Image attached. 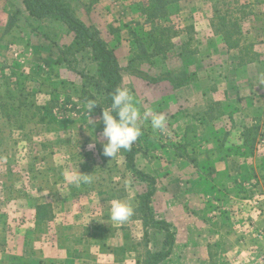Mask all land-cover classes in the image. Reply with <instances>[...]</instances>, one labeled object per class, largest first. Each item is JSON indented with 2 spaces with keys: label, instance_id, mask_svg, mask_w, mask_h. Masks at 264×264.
Returning a JSON list of instances; mask_svg holds the SVG:
<instances>
[{
  "label": "rangeland",
  "instance_id": "rangeland-1",
  "mask_svg": "<svg viewBox=\"0 0 264 264\" xmlns=\"http://www.w3.org/2000/svg\"><path fill=\"white\" fill-rule=\"evenodd\" d=\"M66 1L115 51L122 86L141 112L167 116V133L145 122L134 142L139 168L158 179L155 214L180 233L163 264H241L239 257L264 264V0H240L250 12L240 23L242 50L229 49L213 30L214 0L179 1L159 19L178 36L166 56L150 58H139V42L152 52L157 34L150 0ZM72 41L64 23L32 17L24 0H0V264H38L46 243L60 239L63 249L79 250L92 233L98 254L120 238L115 245L131 264L162 248L164 233L146 237L140 220L138 196L147 184L121 152L103 155L102 121L95 125L101 142L88 147L94 129L86 104L101 98L92 80L98 64L89 50L58 64ZM180 80L187 85L175 87ZM90 115L100 120L95 107ZM66 172L91 182L71 184ZM115 199L131 202L127 222L111 221ZM44 203L55 218L38 224L36 207ZM251 241L254 255L228 254L226 246Z\"/></svg>",
  "mask_w": 264,
  "mask_h": 264
},
{
  "label": "trees",
  "instance_id": "trees-1",
  "mask_svg": "<svg viewBox=\"0 0 264 264\" xmlns=\"http://www.w3.org/2000/svg\"><path fill=\"white\" fill-rule=\"evenodd\" d=\"M151 7L147 12L148 22L153 23L157 32L153 37V50L149 52L145 44L139 42L141 54L139 58H150L151 56H166L169 52L171 37L178 36L179 32L174 30L172 36L169 35L171 27L164 26L160 28L159 19L166 18L173 5L181 0H150ZM24 4L29 14L37 19H55L64 23L68 31L73 34V41L65 48L60 49V55L57 59L58 64L70 63V57L82 51H91L92 60L98 64V77L92 78L94 85L100 93L101 98L92 96L98 105L95 108L102 115L103 107H108L112 103V93L117 86H121L124 79L123 67L121 66L115 51L110 48L107 42L101 36L98 29L88 25L80 19L72 6L66 0H24ZM214 19L212 23L213 30L223 37L225 44L229 49L242 50V33L240 29L241 21L247 17L250 12L246 6L242 5L240 0H214ZM16 20H10L8 27L12 28ZM192 28V27H191ZM154 32V31H153ZM175 87L181 88L187 85L186 80H180L174 83ZM125 158V164L132 174L147 184L146 190L139 194L140 220L143 222L145 236L150 235V231L164 233L162 248L156 251L148 250L139 264H163L170 258L175 242L177 231L173 223L163 218H158L154 212L152 202L158 191V179L155 175L139 168L137 157L140 149L134 143L131 151L121 150ZM55 218L50 203L39 204L36 207V221L42 224Z\"/></svg>",
  "mask_w": 264,
  "mask_h": 264
},
{
  "label": "clouds",
  "instance_id": "clouds-1",
  "mask_svg": "<svg viewBox=\"0 0 264 264\" xmlns=\"http://www.w3.org/2000/svg\"><path fill=\"white\" fill-rule=\"evenodd\" d=\"M112 95V103L103 107L100 120L93 122L91 112L97 103L95 100L87 101L86 108L90 116L88 124L94 129L89 149H94L101 138L95 134V125L101 121L104 124L102 136L103 155L112 160L121 150L131 151L134 142L141 137L145 122H150L154 132L167 133V116L164 113H154L151 109L141 112V101L132 93L128 86H117ZM65 179L71 184L90 183L91 176L81 172H66ZM134 208L130 201L115 199L111 202L110 219L113 222L124 223L133 215Z\"/></svg>",
  "mask_w": 264,
  "mask_h": 264
},
{
  "label": "crops",
  "instance_id": "crops-1",
  "mask_svg": "<svg viewBox=\"0 0 264 264\" xmlns=\"http://www.w3.org/2000/svg\"><path fill=\"white\" fill-rule=\"evenodd\" d=\"M241 229H245V228L241 227ZM179 237H180V233L178 231L176 236V242L172 251L173 253L176 250ZM93 238L97 240L98 235L92 233V235L89 236V241L92 242H89L88 244L84 242L83 244L84 247L79 248V250L77 249L71 250L66 248L63 249L62 241L60 239L59 241L58 239H56L57 241L51 245L49 243H46L45 246L43 247V252H41V255L39 254V256L38 255L36 256L39 259L37 263L38 264H131L130 255L129 254L126 255V253H124L122 254L124 257L120 256L119 251L121 249L117 248V246L115 245L117 242L116 239L118 240L120 238L118 237L116 238L114 236L109 238V243L112 244V247L104 250L103 252L100 251L99 254L97 253V251L100 249L95 247ZM247 244L248 245L242 247L237 246L236 248L235 247L233 248L230 245V246H226V249L228 251V254L231 253V251H235L236 249V251L242 253L243 255L245 254L254 255L255 244L252 241L251 243L248 242ZM237 261L240 262L241 264H248L247 262H245V260L243 262L241 257H239ZM227 264H229V262Z\"/></svg>",
  "mask_w": 264,
  "mask_h": 264
},
{
  "label": "built area",
  "instance_id": "built-area-1",
  "mask_svg": "<svg viewBox=\"0 0 264 264\" xmlns=\"http://www.w3.org/2000/svg\"><path fill=\"white\" fill-rule=\"evenodd\" d=\"M260 234H264V231L263 230H260V232H259Z\"/></svg>",
  "mask_w": 264,
  "mask_h": 264
}]
</instances>
